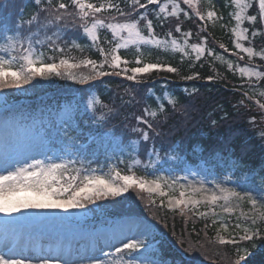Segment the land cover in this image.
I'll return each mask as SVG.
<instances>
[{
  "label": "trees",
  "instance_id": "16d2710c",
  "mask_svg": "<svg viewBox=\"0 0 264 264\" xmlns=\"http://www.w3.org/2000/svg\"><path fill=\"white\" fill-rule=\"evenodd\" d=\"M167 1L170 0H158L159 3ZM172 1L179 2L180 10L176 16H157V5H148V11L139 9L138 12H133V17H120L115 9H108L97 13L96 18L104 20L105 23H123L138 14H144L153 21L155 36L165 39L182 38L183 33L187 32L190 34V42L203 44L205 51L199 60L179 51L149 47L144 50L143 62L170 65L178 71L168 73L154 70L139 78L138 83L124 79L123 74L97 77L83 85L74 83L66 76H52L48 80L36 78L21 87L27 94L24 97V107L19 110L22 120L29 122L36 117L40 119L43 115L51 119L65 103L79 106L80 126L85 132L77 145L84 147L77 153L72 168L95 167L115 162L119 163L118 168L122 174L141 177L147 169L159 166V161L165 167L172 168L181 167L185 163L201 162L218 175L227 172L237 177L252 175L264 181V57L254 54L249 58L235 48L232 0H197L191 6L182 0ZM251 1L253 7L248 10V15H256L258 0ZM59 2L68 3V11L73 13L66 15L65 22L58 28L49 25L39 32L35 25H25L23 35L35 33L34 40L41 41L35 47L44 54L43 59L46 62H53L50 58H54L55 62L60 58L69 59L71 63H81L85 59L102 62L104 57L83 33L78 10L71 4V0H53L54 4ZM89 2L97 6L116 3L125 12L130 10L131 4V0ZM141 2L146 3V0ZM208 8L216 12L214 20L205 16ZM34 11V0H0V57L18 55L11 53L8 46L15 35L14 26L22 18L26 21ZM197 13L204 19L201 20ZM91 23L92 19L89 18L88 26ZM145 24L146 21L141 22L139 27L142 32L147 33ZM177 26L181 32L175 31ZM242 27L248 29L245 46L251 47L255 53L264 52V22L257 16V21L246 20ZM252 31L257 32L255 37L251 35ZM98 36L99 47L105 51L115 44V39L107 28H101ZM53 40L56 41L54 46ZM221 44L228 51L221 48ZM54 48H62L63 51H55ZM209 51L213 52L212 56L207 54ZM126 59H129L128 67L136 66L130 61L133 57L128 56ZM243 66L258 68L260 77L245 78L240 75L237 68ZM101 70L122 71L108 68L107 64ZM61 71L71 73L77 78L94 74L91 66ZM189 75L194 79H186ZM0 92L7 100L18 99L14 95V89ZM165 94L176 101L175 105L163 100L165 110L158 112L156 118L148 117L154 125L153 129L138 124L136 117L143 115L146 107L150 111L158 110V101ZM91 97L100 98L114 109L109 114V119L101 122L103 127L83 119L85 104ZM104 111L107 112V109ZM50 125L54 132L50 136L54 135V144L59 145L61 139H65L63 127L66 125ZM134 127L145 128L149 131L150 139L144 141L138 133L132 131ZM87 129L100 134L90 137ZM134 156L138 163L130 166ZM128 169L131 171H127ZM95 204L96 207L92 203L85 205H92L91 210L96 214L131 216L150 222L157 230L155 256L160 260H169L173 264H237L239 256L243 255L244 259L239 264H264V224L252 239H238L234 244H220L215 235L219 223L200 218L194 211L184 208L169 210L147 192L136 188H131L118 197L109 196L97 200Z\"/></svg>",
  "mask_w": 264,
  "mask_h": 264
},
{
  "label": "snow or ice",
  "instance_id": "6c2138e0",
  "mask_svg": "<svg viewBox=\"0 0 264 264\" xmlns=\"http://www.w3.org/2000/svg\"><path fill=\"white\" fill-rule=\"evenodd\" d=\"M186 5L191 6L192 0H184ZM235 5L236 11L233 15L237 23V28H233L232 31L236 35L235 48L240 52L247 53L251 58L254 53L251 47H243L240 43L241 40L247 39L244 35V30H238V26L244 21V13L253 7L251 0H232ZM71 4L78 10L77 15L81 20L80 27L83 29V33L91 40L92 45L96 46L104 60L97 63L95 60L85 59L81 63H71L69 59L60 58L58 62H55L54 58H50L53 62H46L43 59V53L35 47L40 44L39 39L34 40L35 33L29 36L23 35L25 31V25L36 26L37 32L41 29H46L49 25H54L57 28L59 25L66 21V15H72L69 12V4L65 2L53 3V0H34L35 11L25 21L23 18L21 22L14 26L15 35L9 41V48L12 52L18 55H11L10 57H0V90L5 89H20L23 85L29 84L34 79L39 78L41 80H48L52 76L66 78L73 81L76 84H87L89 80L96 79L97 77L123 74L124 79L134 82H139V78L144 77L146 74H150L155 71H166L168 73H176L178 69L170 65H161L158 63L143 62L141 58H136L134 67H128L129 61L123 59L119 54L121 49H128L129 46H135L136 51H140V45H155L157 48H167L168 41L157 39L154 34L153 21L148 19L144 14H138L136 17L126 20V22H109L105 23L104 20L96 18L97 13L107 11L108 9H115L120 17H133V12H138L139 9H145L148 11V5H157L158 11L156 15L167 13V4L159 3L158 0H131L129 5L130 10L125 12L120 8L119 4L108 3L107 6L100 4L99 6L94 3H84L82 0H71ZM155 11V10H154ZM178 8L175 4L172 6V11L169 13L171 16L177 15ZM187 15V13H185ZM200 19L204 17L197 13ZM215 15L213 11L207 13L209 20ZM257 16L261 22H264V0H258V12L256 15H249L247 19L257 21ZM92 19L91 26H88V19ZM116 20V17H113ZM147 29V35L142 34L139 27L141 22H145ZM66 26V24H65ZM98 28H107L112 33L114 38H118L119 41L115 43L114 47L110 51L106 52L104 48L99 47L100 38L97 33ZM30 31V28L28 29ZM176 32H181L179 26L175 28ZM170 35V34H169ZM190 34L185 32L183 36L186 38L184 45L178 44L177 40H171V47L175 51L185 52V49L189 47L187 37ZM251 35L255 37L256 31H252ZM51 39V38H49ZM53 46L56 41H52ZM225 51H228L223 44L220 45ZM192 51L196 53V59L199 60L205 49L202 46L191 45ZM55 51H63L62 48H54ZM209 56L213 55V52L207 53ZM264 57V52L259 53ZM110 57V59H109ZM22 60L23 63L17 68L16 61ZM243 59V57H241ZM105 64L108 68L113 70L122 69V71H103ZM91 66L92 75L82 76L77 78L71 73H64L61 69H72ZM123 66V67H122ZM231 67V65H230ZM241 71H245L241 69ZM129 73H131L129 75ZM251 74V73H250ZM256 76H260L261 73H254ZM186 79L192 80L193 76L189 75ZM4 103H7L5 100ZM169 104L175 105L176 101L169 99ZM158 111L163 112L165 110L163 100L157 105ZM107 109V112L104 110ZM99 111V115H97ZM114 109L108 104L102 102L100 98L92 97L88 100L86 108L83 111V119L89 120L92 124L103 127L101 123L109 119V114ZM91 113V115H89ZM148 117L156 118L157 111H150L147 107L143 110V115L137 116V123L145 125L147 129H153V123ZM81 109L79 106H69L65 111V117L62 120L61 127L65 139H61L58 148L53 151L51 146L44 154L51 152L53 158H49L45 163L40 159H34V162L27 163L26 166L17 167L15 170H10L13 163H19V160L14 161L11 164L3 167L5 174H0V212L4 214H11L13 212L20 211L21 209H59L61 211H69L72 209H82L86 203L94 204L97 200L106 199L109 196L118 197L123 193L128 192L131 188L139 189L149 193L159 191L161 196L166 193L161 190L162 178L147 179L146 177H139L135 174H122L121 170L112 168L110 172H103L101 169H85L72 168L70 161L56 162L60 159L58 153H65L70 156L71 153H78L84 145H77V141L84 135L85 129L80 126ZM55 127V126H53ZM56 128V127H55ZM50 131L40 133L41 142L50 140ZM132 131L138 133L144 141L150 139L149 131L145 128L134 127ZM90 137L99 135V132L93 133L91 129H87ZM70 133H75L71 135ZM127 171H131L128 169ZM74 173V174H73ZM164 185H167L170 189H175L176 182L169 183L167 180L163 181ZM179 199H171L169 206L179 207L183 205L185 209L189 205L192 208H196L198 205H216L218 201H223V204L219 206L224 211H230L229 204L232 198H239L240 200H248L254 213L257 209V200L249 196L247 192L237 191L225 187L219 188H206L203 184L196 186L195 184H179ZM21 193L31 194V198L21 199ZM183 211V210H182ZM205 215V213H201ZM259 219L264 220V212L259 213ZM252 221V225L257 224V215L248 217ZM240 228V225H236ZM249 231H255L253 228H244V235L241 239H251L248 235ZM220 244H234L235 239H219ZM109 246H111L109 244ZM8 247L7 244L4 245ZM141 248L147 251V246L143 241L136 237H126L123 242V247L116 246L115 255L110 253H104L109 256L110 259L107 264H135L138 257L132 255L139 252ZM103 252V248L99 249ZM53 255V250L49 249L48 257ZM57 258H60V264H68V261L62 259L63 253L59 250L55 252ZM244 256L240 255L237 264L240 260H243ZM0 264H22L20 259H14L8 255L0 254ZM46 264V262H45ZM143 264V262H141ZM156 264V262H154Z\"/></svg>",
  "mask_w": 264,
  "mask_h": 264
},
{
  "label": "rangeland",
  "instance_id": "374dc122",
  "mask_svg": "<svg viewBox=\"0 0 264 264\" xmlns=\"http://www.w3.org/2000/svg\"><path fill=\"white\" fill-rule=\"evenodd\" d=\"M196 1L197 0H192L191 5H193ZM82 2L90 3L89 0H82ZM182 2H184V0H182ZM162 4H167V13L162 14L163 17L168 16L169 13H171L173 4H175L178 8L177 13L180 10L179 2L177 1L170 0ZM209 11H213L215 13L211 19L214 20L217 14L211 8L207 9L205 16L207 17V13ZM236 11H238V9H236L233 4L232 17L234 25L232 29L237 28V23L233 15ZM244 15V21H252L247 19L249 16L248 11H246ZM242 23L238 26V30H244ZM89 26H91V24ZM100 30L101 28L97 29L98 35ZM142 34L145 36L147 35V33L144 32H142ZM232 34L235 45L236 35L233 31ZM245 34L246 31L244 32V35ZM156 38L160 40H167L169 42L166 49H158L171 51H175L171 47L170 42L172 39L177 40L178 44L181 46L184 45L186 39L185 37H170L165 39L157 36ZM114 39L115 43L121 42L118 38ZM187 41L189 47H187L183 53L186 54V56L193 55L196 59V53L192 51L191 45L202 46L204 49L205 46L203 44H193L190 42L188 37ZM240 43L243 47H247L245 46L244 40H241ZM114 45L112 47H114ZM112 47H108V51H110ZM149 47L157 48L155 45H140V51L137 52L136 47L130 45L128 49H121L119 54L123 59H126L128 56L133 57V60H131V58L130 61L135 63L136 58L139 57L143 59L145 55L144 50ZM253 53L255 55L257 54V56H261L259 53H255L254 51ZM22 63L23 61L18 59L16 61L17 68ZM241 69H244L245 71L242 72ZM237 70L238 73L245 78H258L260 76H256L254 73H261L258 68L250 66L238 67ZM14 95H17L16 97H18V99L13 98L7 100L0 92V174H5L3 167L16 160H19V163H13L10 170H15L20 166H26L27 163L34 162V159H40L45 163L48 162L49 158L54 159L55 157L51 152L46 154H44V152L48 151L50 146L53 151L58 148L59 145L54 144L55 136H50L49 141L42 143L40 133L49 131L50 128H52V125H50L52 123L56 126H61L67 108L70 105L75 106L73 104L65 103L61 106L60 111L57 112L54 117H50L51 119H47V115H43L40 119L36 117L28 122L22 120L19 111L24 107V103L26 102L24 97H27V94L20 88L14 89ZM169 99L171 98L167 94H165L162 98V100L167 102ZM5 100L7 103H4ZM87 102L85 104V108ZM159 103L160 101H158V104ZM151 111H157V114L160 112L154 109H151ZM50 133L54 132L51 130ZM57 155L60 156V159H57L56 162L70 161L71 167L77 159L76 152L71 153L70 156L65 153H58ZM137 163V158L134 156L130 166ZM159 163V166L156 165V167L152 166L151 169H147L145 174L141 177H146L147 179H155L157 177L162 178L161 190H163L166 195L161 196L159 191L147 193L155 200L159 201L165 208L169 210H180L181 208H184L183 205H180L179 207L169 206V201L171 199H179L178 186L181 183L185 185L191 183L196 186L203 184L204 187L210 189L225 187L237 191L247 192L249 196L257 200V209L255 213L248 200H240L239 198L231 199L229 204L231 209L230 211H224L219 206L224 203L223 201H218L216 205L211 206L201 204L196 208H192V206L189 205L187 210L194 211V213L200 218L210 219L214 223H219L215 234L218 239H235L237 242V240L241 239L244 235V228L254 229L256 233L255 235H253L252 231H249L248 233L251 239L259 233L261 226L264 224V220L259 219L258 215L259 213L264 212L263 180L255 178L252 175H242L237 177L233 176L229 172L223 175H218L209 170L201 162H198L197 164L185 163L181 167L179 166L177 168L165 167L163 162L159 161ZM118 164L111 162L107 165L84 168L101 169L103 172H110L112 168L119 169ZM164 180H167L169 183L175 181V189H170L167 185H164ZM19 195L21 199L31 198V194L29 193H21ZM94 206L96 207L95 203L93 204V207ZM91 207L92 205L90 207L85 205L82 209H72L67 212L59 209H21L20 211L7 215L0 212V254L8 255L16 259L21 256L23 252H25L24 256L30 255L31 253L29 252V249H33L34 255H30L34 258L33 260H42L47 262L49 261L47 260L49 258L48 249L52 250V248H55V251L56 249H61L64 247L63 242H65L69 253L63 254L62 259L68 261V264H107L110 257L106 256L104 253L115 255L116 246L123 247L125 238L134 236L143 241L144 245L147 246V251H145L144 248H141L139 252L132 254L138 257L135 264H141V262H143V264H154V262H156V264H173L169 260H160L155 256L156 239L158 234L157 230L150 222L131 216L114 217L106 213L96 214L93 210H91ZM201 213H205V215H201ZM254 214L257 215L256 226H253L251 219L248 218ZM46 219H50L52 222H57L59 219L61 227H57L55 230L46 227L45 230L42 229L39 231L38 226L43 224ZM237 224L240 225V228L236 227ZM5 244L8 245L7 248L4 247ZM109 244L111 246H109ZM100 248H103V252L99 250ZM245 254L246 253H244V255ZM51 261L53 263L47 262V264H60L58 262L60 261V258L52 257ZM196 264L204 263L196 262Z\"/></svg>",
  "mask_w": 264,
  "mask_h": 264
},
{
  "label": "bare ground",
  "instance_id": "6f19581e",
  "mask_svg": "<svg viewBox=\"0 0 264 264\" xmlns=\"http://www.w3.org/2000/svg\"><path fill=\"white\" fill-rule=\"evenodd\" d=\"M60 223V220L58 219V221L57 222H52V220H50V219H46L45 220V222L43 223V224H41V225H39L38 226V230L39 231H41L42 229L43 230H45L46 229V227H48V228H50V229H52V230H55L57 227H61L60 225L61 224H59ZM61 223H62V221H61ZM62 229V228H61ZM1 242V241H0ZM64 243V247L63 248H61V249H56V251L57 250H59V251H61L63 254H68L69 253V251H68V247H67V245L65 244V242H63ZM25 250H28V249H25ZM49 250V249H48ZM52 250H53V255L51 256V257H49L47 260H49V261H47V262H49V263H53L52 261H51V259H52V257H56V255H55V248H52ZM34 250L33 249H29V252L31 253L30 255H34V252H33ZM42 251H44V250H42ZM49 252V251H48ZM24 253L25 252H23L22 254H21V256H19L18 258H16V259H20L21 261H22V264H45V261H42V260H39V261H35V260H33L34 258H32L30 255H26V256H24ZM45 253V252H44ZM47 262H46V264H47ZM59 263H60V261H58Z\"/></svg>",
  "mask_w": 264,
  "mask_h": 264
}]
</instances>
